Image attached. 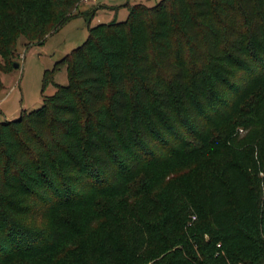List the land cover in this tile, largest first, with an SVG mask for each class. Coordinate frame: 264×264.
Returning <instances> with one entry per match:
<instances>
[{"label": "trees", "instance_id": "trees-1", "mask_svg": "<svg viewBox=\"0 0 264 264\" xmlns=\"http://www.w3.org/2000/svg\"><path fill=\"white\" fill-rule=\"evenodd\" d=\"M82 2L0 0V74ZM128 7L0 123V264H264V0Z\"/></svg>", "mask_w": 264, "mask_h": 264}, {"label": "rangeland", "instance_id": "rangeland-1", "mask_svg": "<svg viewBox=\"0 0 264 264\" xmlns=\"http://www.w3.org/2000/svg\"><path fill=\"white\" fill-rule=\"evenodd\" d=\"M158 2L160 0L82 2L78 16L51 35L44 44L27 45L26 39L21 38L18 42V56L15 58L20 67L17 68L15 64L11 71L0 74V123L19 119L23 111L29 113L40 109L44 98L56 93V84L68 85L67 66L58 65L87 40L89 28L114 20L126 21L129 5L144 4L153 7ZM53 71L54 82H50L45 88L46 74ZM243 133L241 130V134Z\"/></svg>", "mask_w": 264, "mask_h": 264}, {"label": "built area", "instance_id": "built-area-1", "mask_svg": "<svg viewBox=\"0 0 264 264\" xmlns=\"http://www.w3.org/2000/svg\"><path fill=\"white\" fill-rule=\"evenodd\" d=\"M90 1H92V2H98L100 0H84L85 3L90 2Z\"/></svg>", "mask_w": 264, "mask_h": 264}, {"label": "water", "instance_id": "water-1", "mask_svg": "<svg viewBox=\"0 0 264 264\" xmlns=\"http://www.w3.org/2000/svg\"><path fill=\"white\" fill-rule=\"evenodd\" d=\"M15 66H16L17 68H18V67H20V65H19V64H16Z\"/></svg>", "mask_w": 264, "mask_h": 264}, {"label": "crops", "instance_id": "crops-1", "mask_svg": "<svg viewBox=\"0 0 264 264\" xmlns=\"http://www.w3.org/2000/svg\"><path fill=\"white\" fill-rule=\"evenodd\" d=\"M86 12V11H85Z\"/></svg>", "mask_w": 264, "mask_h": 264}]
</instances>
